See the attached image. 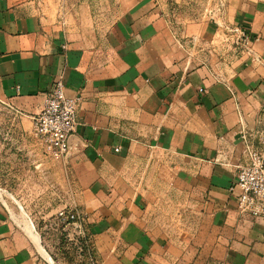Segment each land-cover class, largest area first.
I'll return each mask as SVG.
<instances>
[{
  "label": "crops",
  "instance_id": "crops-1",
  "mask_svg": "<svg viewBox=\"0 0 264 264\" xmlns=\"http://www.w3.org/2000/svg\"><path fill=\"white\" fill-rule=\"evenodd\" d=\"M196 2L0 0V103L14 121L38 143L32 118L53 82L81 97L68 156L36 146L35 164L84 216L98 264H264V217L229 191L247 146L264 156V0H226L223 23L251 41L234 61L212 50L220 33ZM45 256L0 193V264Z\"/></svg>",
  "mask_w": 264,
  "mask_h": 264
},
{
  "label": "rangeland",
  "instance_id": "rangeland-1",
  "mask_svg": "<svg viewBox=\"0 0 264 264\" xmlns=\"http://www.w3.org/2000/svg\"><path fill=\"white\" fill-rule=\"evenodd\" d=\"M196 1L191 3L192 10L205 13L220 33L212 50L229 51L227 56L236 60L243 49L236 44L233 33L248 32L223 23L226 0ZM14 119L8 107L0 103V193L12 219L33 228L50 264H98L84 221L80 230L59 216L62 210H73L71 199L62 194L60 183L36 167L34 150L39 145Z\"/></svg>",
  "mask_w": 264,
  "mask_h": 264
},
{
  "label": "built area",
  "instance_id": "built-area-1",
  "mask_svg": "<svg viewBox=\"0 0 264 264\" xmlns=\"http://www.w3.org/2000/svg\"><path fill=\"white\" fill-rule=\"evenodd\" d=\"M229 34V33H228ZM239 48L248 51L249 36L239 31L233 33ZM232 35V34H231ZM204 92L203 89L199 90ZM81 97H68L61 78L55 80L46 94L40 113L32 118V129L42 154L51 160H59L70 153V137L77 125V110ZM246 141L245 136H242ZM118 151V149H115ZM248 162L238 168L234 183L229 188L237 209L251 217H264V156L247 146ZM59 216L81 230L84 216L75 211H60Z\"/></svg>",
  "mask_w": 264,
  "mask_h": 264
}]
</instances>
